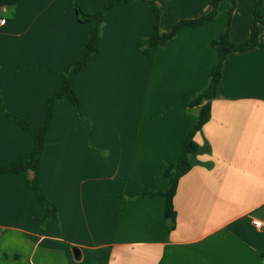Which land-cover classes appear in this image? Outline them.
<instances>
[{"label": "crops", "instance_id": "1", "mask_svg": "<svg viewBox=\"0 0 264 264\" xmlns=\"http://www.w3.org/2000/svg\"><path fill=\"white\" fill-rule=\"evenodd\" d=\"M108 0H19L0 8V98L32 126L78 57L90 24L76 18ZM158 31L208 13L209 0H154ZM229 37L245 40L253 0H235ZM184 25L142 52L152 8L141 0L104 13L98 53L74 75L81 117L66 96L52 105L38 180L45 211L23 175L0 172V264H264V38L222 61L209 118L194 135L207 151L177 181L169 228L165 198L142 195L168 184L196 121L189 100L217 59L210 41L227 23ZM33 137L0 110V166L28 158ZM263 224L256 227L252 220ZM73 248L79 251L75 256Z\"/></svg>", "mask_w": 264, "mask_h": 264}, {"label": "trees", "instance_id": "2", "mask_svg": "<svg viewBox=\"0 0 264 264\" xmlns=\"http://www.w3.org/2000/svg\"><path fill=\"white\" fill-rule=\"evenodd\" d=\"M126 1L129 0H108L93 12L83 11L80 6L74 2L76 18L79 22L90 24L89 33L81 43L78 57L68 66V70L65 73L61 86L48 96L45 103V117L41 124L37 126L28 124L26 120L6 109L0 98V110L4 112L6 118L18 124V126L29 132L33 137V146L30 156L28 158L18 157L13 159L8 164L0 166V172H13L24 176L27 186L33 190L37 201L44 209L45 218L48 217L49 213L55 212V207L43 195L39 185L38 174L45 145V134L50 123L52 105L59 97L66 96L74 106L76 114L81 117L78 96L73 83L74 75L81 72L86 63L97 56L98 41L102 33L104 13L113 5ZM141 1L152 8L154 22L152 32L146 37L139 38L137 46L142 52L150 53L152 48L162 45L168 39L172 38L182 26L195 25L206 20L214 19L218 14V4L222 0H209L211 9L208 13L194 19L179 20L165 33H160L158 31V20L161 13V7L154 0ZM226 1L229 2L226 27L217 38L210 41V46L216 51V62L208 73L206 85L189 100V107H196L197 109L196 121L183 141L178 160L170 164L165 170L166 176L169 177L167 186L161 190H144L141 193L142 195L161 194L164 196L165 216L169 228H172L175 222V211L172 205V198L175 193L177 181L181 175L191 168L192 165L198 163L196 155L208 150L207 147L199 145L194 140V135L209 118L210 100L215 96V91L220 80L222 61L232 51H244L256 47L260 26L263 27L264 38V0H253L254 9L250 18L249 36L245 40L239 42L234 41L229 37L230 17L235 8L236 1ZM18 2L19 0H0V8L15 6Z\"/></svg>", "mask_w": 264, "mask_h": 264}, {"label": "built area", "instance_id": "3", "mask_svg": "<svg viewBox=\"0 0 264 264\" xmlns=\"http://www.w3.org/2000/svg\"><path fill=\"white\" fill-rule=\"evenodd\" d=\"M3 20L2 19H0V24H3ZM252 223L256 226V227H261V226H263V224H262V222L260 221V220H256V219H254V220H252Z\"/></svg>", "mask_w": 264, "mask_h": 264}, {"label": "water", "instance_id": "4", "mask_svg": "<svg viewBox=\"0 0 264 264\" xmlns=\"http://www.w3.org/2000/svg\"><path fill=\"white\" fill-rule=\"evenodd\" d=\"M73 251H74L75 256L78 257V255H79L78 249L77 248H73Z\"/></svg>", "mask_w": 264, "mask_h": 264}, {"label": "rangeland", "instance_id": "5", "mask_svg": "<svg viewBox=\"0 0 264 264\" xmlns=\"http://www.w3.org/2000/svg\"><path fill=\"white\" fill-rule=\"evenodd\" d=\"M67 70H68V68H67ZM67 70H66L65 72H62L61 74H62L63 76H65V73L67 72ZM74 112H75V109H74ZM75 114H76V112H75ZM76 116H77L78 118H80V116H78L77 114H76Z\"/></svg>", "mask_w": 264, "mask_h": 264}]
</instances>
